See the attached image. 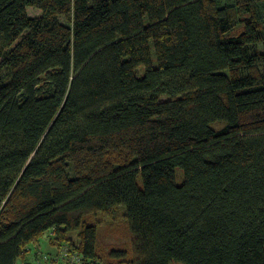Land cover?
I'll return each instance as SVG.
<instances>
[{"label":"trees","instance_id":"16d2710c","mask_svg":"<svg viewBox=\"0 0 264 264\" xmlns=\"http://www.w3.org/2000/svg\"><path fill=\"white\" fill-rule=\"evenodd\" d=\"M121 207L117 264H264V0H0V264Z\"/></svg>","mask_w":264,"mask_h":264},{"label":"rangeland","instance_id":"374dc122","mask_svg":"<svg viewBox=\"0 0 264 264\" xmlns=\"http://www.w3.org/2000/svg\"><path fill=\"white\" fill-rule=\"evenodd\" d=\"M228 0H220L222 5L226 4ZM29 17L40 16L41 13L35 8H29L27 10ZM259 51L263 50V46L258 47ZM153 62L156 64L157 59L155 53H153ZM139 73H144V68L139 69ZM182 172L177 171L178 182L180 183ZM115 213V218L103 217L101 224L98 228L97 238V254L101 258V264H117L115 258H111L110 254L115 250L127 249L130 254H133L132 238L128 223L123 215L124 207H121ZM92 220V219H91ZM93 221V220H92ZM76 234H71L70 237L76 239ZM53 238L52 233H47L38 244L30 246V253L27 255V259L31 261V264H35L36 258L39 254H51L55 253L56 249L50 245V240ZM19 264H24V261H19ZM171 264H184L181 262H172Z\"/></svg>","mask_w":264,"mask_h":264},{"label":"built area","instance_id":"2783aa9c","mask_svg":"<svg viewBox=\"0 0 264 264\" xmlns=\"http://www.w3.org/2000/svg\"><path fill=\"white\" fill-rule=\"evenodd\" d=\"M35 264H87L76 250L63 245L55 253L39 255Z\"/></svg>","mask_w":264,"mask_h":264}]
</instances>
